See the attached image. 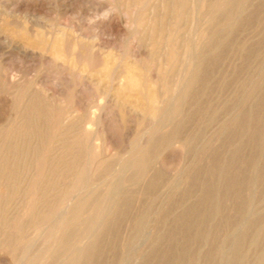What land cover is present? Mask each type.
Returning a JSON list of instances; mask_svg holds the SVG:
<instances>
[{"label":"rangeland","instance_id":"obj_1","mask_svg":"<svg viewBox=\"0 0 264 264\" xmlns=\"http://www.w3.org/2000/svg\"><path fill=\"white\" fill-rule=\"evenodd\" d=\"M34 1L39 3L35 6ZM29 5L32 7L28 8ZM136 9L137 11H135ZM194 12H197L196 15ZM19 16L20 18H18ZM240 19L243 21L247 19V22L239 24L238 21H242ZM8 27H10L9 30ZM12 27H19L20 31H22V27H28L24 30L26 37L10 35ZM39 30L45 38L47 37L48 45L59 42L65 44L70 53H77V55L71 56L74 58V62L70 63L73 66L64 64V59L61 61L48 56V54L51 55L49 49H45L44 55H40L38 43L26 42V38L31 37ZM132 32L135 35H131ZM191 38H193L192 41ZM76 40L82 42V47L76 46L77 48L73 49L71 45ZM195 41L200 42L196 43ZM29 46L32 50H29ZM88 47L91 49L89 50ZM184 50L185 52H183ZM86 52L88 55L94 56L91 63L85 60ZM183 53L184 56H182ZM79 55H81L82 63L78 61ZM66 60L68 61V59ZM96 62L97 64H95ZM103 65L106 68H103ZM134 65L135 68L132 67ZM157 67L159 68L157 69ZM260 67L263 69L260 70ZM0 68V83L3 84V86L1 84L3 89L0 88V124L2 123L0 125V145L3 144L0 146V173L4 172L7 175L10 170L13 171L11 178L4 174L3 180L0 177V194L3 191L0 196V264H73L72 259L76 256L77 264L81 262L83 264H98V259L92 257L91 253L96 246L103 250L102 264H142L146 258H150V261L157 264L166 248V242L162 240V235L172 231L173 218L194 204L198 194L208 183L211 184L215 194L223 191L229 174L223 171L222 165L227 161L234 144L244 139L247 141V128L244 131L246 134L243 133L244 136L239 137L236 130L231 131L232 128H228L230 129L228 130L223 126H226L227 121L243 114V110L251 112L256 105L255 101L261 98L262 92L264 93V0H0ZM130 68H133L132 72L141 81L146 80L141 82V87L138 90L127 86H124L123 90L126 71L131 70ZM105 69L109 75L105 73ZM134 69H138V71ZM204 72L207 73V78L197 86L193 79L196 75ZM259 72H263L262 75L259 76ZM1 73L5 74V77H2L4 75ZM119 73L121 76L123 74L122 79ZM8 76L9 78H7ZM78 77L80 80L76 79ZM12 79L16 86L18 85L17 88H10L7 85ZM73 79L76 81L73 82ZM204 82H206L205 86ZM36 83L37 85H35ZM69 85L71 86L69 87ZM20 86L29 88L25 94L36 91V94L42 99V103H45L43 115L48 117L42 115V118L37 120V133L35 130L32 134L22 136V139L14 141L21 148L19 147L20 151L17 153L10 154L5 153L4 149L7 146L6 143L13 142L10 141L11 138L7 137V134L10 136L7 130L16 115L18 105L16 101L19 98L18 87ZM197 87L199 93L196 92V96H200L194 97L195 95H193L191 99H188V94ZM55 89L57 90L55 91ZM154 90H156L155 93H153ZM251 92L253 93L250 94ZM123 93L125 94L123 95ZM129 94H132L134 100ZM150 94L154 95L155 100L146 103L149 101ZM253 94L257 97H254ZM41 95L44 96V99ZM72 97L74 98L72 99ZM105 98H108L107 103ZM177 98L180 100L179 102ZM196 98L200 99L198 101L201 104H197ZM58 99H60L59 102ZM99 103L105 105L103 108L105 120L89 124L91 136L85 135L82 130L84 119L91 112L98 111ZM157 103L161 104L160 108ZM139 106L142 108L140 109ZM192 107L193 109H191ZM201 108L202 110H200ZM215 108L217 110L214 112ZM262 110L258 117H260L264 129V106H262ZM181 111L183 112L181 113ZM184 111L186 115H184ZM210 118L212 119L210 120ZM157 121L158 123H156ZM153 122L156 124L153 125ZM164 124L167 125L166 128ZM176 124L184 125L181 139L184 144L182 142L180 145L177 142L179 146L174 142L173 146L158 150L155 156L150 159L152 165L135 176L134 170H131L128 164L126 166L125 162L131 158L139 159L146 151L142 148L147 149L152 143L151 140H156L167 127ZM248 124L249 122L246 121V127ZM78 125H81L80 129H78ZM189 134H191L190 137ZM231 134L233 140L227 144L226 139ZM192 135H196L194 136L195 139L197 138L194 140L197 141L196 143L192 140L194 138L191 137ZM76 136H79L80 141L76 139ZM224 137L225 139H223ZM90 138L93 139L90 140ZM64 141H67L68 149L66 147V151L61 148ZM68 144L72 146L69 147ZM81 146L82 149H80ZM187 147L191 149L188 148L189 151H187ZM78 148L80 154L76 156L74 151ZM263 148L264 144L258 150L259 152L257 151L255 161L253 160L245 171V176L249 179L250 200L243 219L238 220L234 226H222L215 231L221 216L225 219L232 216L234 203L232 193L229 206L224 208L223 212H213L212 215L210 213L206 218L203 223L206 233L202 237L196 239L193 234L194 230L188 233L190 244L187 247L188 252L184 256V261H187L185 259H188L189 256H194L197 264L209 263L205 254L214 238L218 245L217 254H215L217 256L212 264H259L264 259V176L261 177L264 161ZM87 149L90 150L91 158V161L88 162L89 156L86 158L85 153ZM30 150L35 151L33 153ZM60 150L62 151L60 152ZM137 153H140V157ZM248 153L249 144L247 145L246 142L243 157L247 158ZM199 157L203 158L202 168L193 185L189 187L184 181V176L186 178L192 172ZM212 160L218 166L213 168ZM193 161L194 163H192ZM37 162L38 164H36ZM67 163L70 165L67 166ZM190 163L191 165H189ZM125 166L126 168H123ZM154 171L160 172L161 179L156 184L157 186L154 185L149 190L148 195L143 194L147 180ZM120 192L130 196L128 212L126 215L116 217L117 221L116 218L112 221L107 217L109 216L108 207L119 202V198L123 194L118 196ZM68 201L71 203L70 213L57 219L56 212ZM48 202H50L49 206ZM50 204L55 205L52 208ZM252 220H258V228L251 233L252 237L258 240L256 244L244 241L241 247V256L238 259H233L234 245L242 238L248 223ZM102 225H106L105 228L108 231L103 229ZM61 234H66V236ZM174 234L177 240L174 244L173 256L176 257L183 247L181 239H183L184 233L178 230ZM89 237L91 238L88 239ZM100 242L101 244H99ZM111 260L112 262H110ZM184 261L182 264H186Z\"/></svg>","mask_w":264,"mask_h":264},{"label":"bare ground","instance_id":"obj_2","mask_svg":"<svg viewBox=\"0 0 264 264\" xmlns=\"http://www.w3.org/2000/svg\"><path fill=\"white\" fill-rule=\"evenodd\" d=\"M122 2V1H121ZM32 3V2H31ZM34 5L36 6L37 5V3H39V2H35L34 1ZM171 3H173V2H171ZM180 3H181V1H180ZM215 3V2H214ZM232 3V2H231ZM178 4V3H177ZM200 4V3H199ZM18 5H19V3H18ZM26 5V4H25ZM61 5V4H60ZM172 5V4H171ZM192 5V4H191ZM211 5V4H210ZM209 5V6H210ZM258 5V4H257ZM107 6V5H106ZM109 6V5H108ZM121 6V5H120ZM178 6V5H177ZM180 6V5H179ZM205 6V5H204ZM28 8H31L32 6H27ZM104 7V6H103ZM145 7V6H144ZM183 7H184V5H183ZM197 7H199V6H197ZM241 7V6H240ZM16 9H18L17 7H15ZM108 8H110V6L108 7ZM112 8V7H111ZM136 8H139V7H136ZM193 8V7H192ZM196 8V7H195ZM210 8H211V6H210ZM20 9V8H19ZM133 9H135V8H133ZM147 9V8H146ZM182 9V8H181ZM197 9H199V8H197ZM196 9V10H197ZM105 10V9H104ZM108 10V9H107ZM112 10H114L113 8H112ZM163 10H164V8H163ZM110 11H111V9H110ZM135 11H137V9L135 10ZM139 11V10H138ZM180 11H182V10H180ZM179 11V12H180ZM195 11V10H194ZM12 12V11H11ZM10 12V13H11ZM140 12V11H139ZM142 13V12H141ZM195 13V12H194ZM197 13V12H196ZM196 13H195V15H196ZM12 14V13H11ZM109 14H111L110 12H109ZM123 14V13H122ZM224 14V13H223ZM15 15V14H14ZM194 15V16H195ZM251 15V14H250ZM108 16V15H107ZM15 17H17V16H15ZM133 17V16H132ZM18 18H20V16L18 17ZM110 18V17H109ZM134 18V17H133ZM252 18H253V15H252ZM132 19V18H131ZM138 19V18H137ZM20 20V19H19ZM125 20H127V19H125ZM124 20V21H125ZM148 20V19H147ZM146 20V21H147ZM159 20V19H158ZM197 20V19H196ZM203 20V19H202ZM240 20H242V21H238L239 22V24L240 23H245V22H247V19H246V21H243V19H240ZM26 21V20H25ZM110 21H112V19L110 18ZM194 21V20H193ZM193 21H192V23H193ZM133 23L135 22V21H132ZM127 23V22H126ZM133 23H131V24H133ZM185 23V22H184ZM196 23V22H195ZM24 24V23H23ZM128 24V23H127ZM108 25V24H107ZM243 25V24H242ZM7 26V25H6ZM15 26V25H14ZM30 26V25H29ZM68 27V26H67ZM137 27V26H136ZM188 27V26H187ZM9 28L10 27H8V30H9ZM14 30H13V29ZM11 28V30H10V35H12V36H16V35H22V36H25L26 35V32L24 31L25 29H27V28H23L22 27V31H20V29H19V27L18 28H14V27H12ZM133 28V27H132ZM33 28L31 27V30H32ZM70 29V28H69ZM134 29V28H133ZM132 29V30H133ZM170 29V28H169ZM199 29V28H198ZM7 30V32H9ZM172 30H175V29H172ZM6 31V30H5ZM34 31H36V30H34ZM61 31V30H60ZM137 31V30H136ZM135 31V32H136ZM143 31V30H142ZM169 31V30H168ZM176 31V30H175ZM211 31V30H210ZM209 31V32H210ZM30 32V31H29ZM39 32V33H38ZM37 33L35 32V34H32L31 35V37H29V38H26L25 40H26V42H36V43H38L39 44V46H38V49H39V54L40 55H44V52H45V49H49L48 51H50V54L51 55H49L48 54V56H52V57H54L55 59H58V60H61L62 61V59H64V64H66L67 66H73V65H71L70 63H73L74 62V58L73 57H71L73 54H75V55H77V53H70L69 52V50L67 49V47L65 46V44H62V43H59V42H55V43H53V44H51V45H48V39H46L45 37H44V35L40 32V30L38 31ZM134 32V31H133ZM132 32V33H133ZM195 32V31H194ZM33 33V32H32ZM41 33V34H40ZM140 33H141V31H140ZM174 33V32H173ZM196 33V32H195ZM208 33V32H207ZM53 34V33H52ZM62 34H63V32H62ZM169 34V33H168ZM71 35V34H70ZM131 35H135L134 33L133 34H131ZM138 35H139V33H138ZM210 35V34H209ZM140 36V35H139ZM138 36V37H139ZM175 36V35H174ZM208 36V35H207ZM213 36V35H212ZM26 37V36H25ZM28 37V36H27ZM76 37V36H75ZM138 37H136V38H138ZM141 37V36H140ZM149 37V36H148ZM193 37V36H192ZM214 37V36H213ZM51 38H52V36H51ZM64 38V37H63ZM71 38V37H70ZM81 38V37H80ZM79 38V39H80ZM174 38V37H173ZM195 38V37H194ZM12 39H13V37H12ZM23 39V38H22ZM55 39H57V38H55ZM75 39V38H74ZM77 39H78V37H77ZM144 39H145V37H144ZM14 40V39H13ZM19 40V39H18ZM24 40V41H25ZM59 40V39H58ZM57 40V41H58ZM68 40H70V39H68ZM170 40H172V39H170ZM193 40V38H191V41ZM20 42V41H19ZM23 42V41H22ZM64 42V41H63ZM72 42V41H71ZM85 42V41H84ZM196 42V41H195ZM198 42H200V41H198ZM198 42H196V43H198ZM81 43L82 42H80V40H76L72 45H71V47L73 48V49H75V47L77 46H81ZM87 43V42H86ZM166 43V42H165ZM176 43V42H175ZM69 44V43H68ZM168 44V43H167ZM203 44V43H202ZM170 45V44H169ZM168 45V46H169ZM200 45V44H199ZM212 45V44H211ZM217 45V44H216ZM84 46V45H83ZM88 46V45H87ZM166 46V45H165ZM214 46V45H213ZM30 47V46H29ZM70 47V46H69ZM76 47V48H77ZM82 47V46H81ZM89 47H91V46H89ZM88 47V48H89ZM170 47H171V45H170ZM172 48V47H171ZM208 48V47H207ZM33 49H35V48H33ZM81 49V48H80ZM91 48H89V50H90ZM216 49V48H215ZM220 51H221V49L220 48H218ZM29 50H32V48L30 47V49ZM84 51H85V48L83 49ZM47 51V50H46ZM81 51V50H80ZM142 51V50H141ZM178 51V50H177ZM176 51V52H177ZM191 51V50H190ZM189 51V52H190ZM210 51H211V49H210ZM216 51V50H215ZM90 52V51H89ZM137 52H138V50H137ZM153 52V51H152ZM175 52V53H176ZM183 52H185V50L183 51ZM196 52H198V51H196ZM218 52V51H217ZM70 53V54H69ZM211 53H212V51H211ZM28 54V53H27ZM47 54V53H46ZM81 54V53H80ZM86 54H87V52H86ZM92 54V53H91ZM140 54V53H139ZM143 54H144V52H143ZM182 54V53H181ZM216 54V53H215ZM96 55V54H95ZM98 55V54H97ZM177 55H179V54H177ZM185 54L183 53V55L182 56H184ZM191 55V54H190ZM194 55V54H193ZM193 55H191V56H193ZM200 55V54H199ZM135 56V55H134ZM142 56V55H141ZM168 56V55H167ZM180 57L181 58V60H182V58L183 57ZM43 57V56H42ZM45 57H46V55H45ZM189 57V56H188ZM75 58H77V57H75ZM84 58V57H83ZM94 58V56L92 57L91 55H86V58H85V60L88 62V63H91L92 62V59ZM139 58V57H138ZM163 58V57H162ZM176 58V57H175ZM66 59H68V61L66 60ZM78 61H81V55H79L78 56ZM99 59V58H98ZM97 59V60H98ZM186 59H189V58H186ZM193 59H194V57H193ZM201 59V58H200ZM84 60V61H85ZM95 60V59H94ZM106 60V59H105ZM137 60V59H136ZM163 60V59H162ZM164 60H165V57H164ZM180 60V61H181ZM70 61V62H69ZM71 61H73V62H71ZM112 61V60H111ZM114 61V60H113ZM127 61V60H126ZM174 61V60H173ZM184 61H186V60H184ZM195 61V60H194ZM77 62V61H76ZM103 62V61H102ZM125 62V61H124ZM78 63V62H77ZM81 63H82V61H81ZM80 63V64H81ZM87 63V64H88ZM94 63V62H93ZM100 63V62H99ZM151 63H152V61H151ZM59 64V63H58ZM80 64H78V65H80ZM95 64H97V62L95 63ZM104 64V63H103ZM107 64V63H106ZM131 64H133V63H131ZM130 64V65H131ZM135 64V63H134ZM142 64V63H141ZM184 64V63H183ZM61 65V64H60ZM83 65V64H82ZM105 65V64H104ZM103 65V66H104ZM136 65V64H135ZM135 65L134 66H132V67H134L135 68ZM166 65V64H165ZM164 65V66H165ZM85 66V65H84ZM117 66V65H116ZM142 66H143V64H142ZM159 66V65H158ZM163 66V65H162ZM169 66H171V65H169ZM185 66V65H184ZM193 66H194V63H193ZM210 66V65H209ZM2 67V66H1ZM86 67V66H85ZM92 67H93V65H92ZM100 67V66H99ZM119 67V66H118ZM117 67V68H118ZM122 67H124V66H122ZM181 67V66H180ZM58 68V67H57ZM63 68V67H62ZM74 68H75V65H74ZM90 68H91V66H90ZM103 68H106V66H104ZM121 68V67H120ZM128 68V67H127ZM137 68V67H136ZM145 68V67H144ZM159 67H157V69H158ZM261 68V67H260ZM259 68V69H260ZM1 69V68H0ZM3 69V68H2ZM61 69V68H60ZM71 69V68H70ZM81 69V68H80ZM98 69V68H97ZM122 69V68H121ZM124 69H126V68H124ZM131 69V68H130ZM133 69V68H132ZM132 69L131 70H128V71H126V75H125V81H124V83H123V90H124V86H127V87H129V88H132V89H140V87H141V82L143 81V80H145V79H143L142 81L140 80V78L137 76V75H135L133 72H132ZM139 69V68H138ZM138 69L137 70H135V71H138ZM141 69V68H140ZM151 69V68H150ZM263 68H261L260 70H262ZM62 70V69H61ZM89 70V69H88ZM100 70H102V69H100ZM99 70V71H100ZM127 70V69H126ZM163 70V69H162ZM192 70V69H191ZM200 70H201V68H200ZM210 70H211V68H210ZM63 71V70H62ZM72 71V70H71ZM79 71V70H78ZM81 71V70H80ZM90 71V70H89ZM93 71V70H92ZM103 72H104V70H102ZM121 71V70H120ZM119 71V72H120ZM2 73H3V71H1ZM76 72V71H75ZM74 72V73H75ZM142 72H143V70H142ZM161 72V71H160ZM192 72V71H191ZM202 72H203V70H202ZM206 72V71H205ZM205 72L203 73V74H200V75H196L195 77H194V79H193V82L194 83H196L197 84V86H198V84H201V83H203V81H205V78H207V73L205 74ZM1 73V75H4V76H2V77H5V74H2ZM6 73V72H5ZM73 73V74H74ZM92 73V72H91ZM105 73H106V69H105ZM125 73V72H124ZM139 73V72H138ZM162 73V72H161ZM167 73V72H166ZM263 73V72H262ZM262 73H260L259 72V76H260V74L262 75ZM13 74V73H12ZM66 74V73H65ZM73 74H72V76H73ZM87 74V73H86ZM102 74V73H101ZM107 75H109L108 73H106ZM178 74H180L179 72H178ZM7 75V74H6ZM13 75H15V74H13ZM12 75V76H13ZM75 75V77H76V73L74 74ZM83 75V74H82ZM104 75V74H103ZM119 75H120V73H119ZM147 75V74H146ZM181 75V74H180ZM11 76V78H13ZM89 76V75H88ZM122 76H123V74H122ZM121 75H120V77H121V79L123 78ZM141 76V75H140ZM150 76V75H149ZM159 76V75H158ZM165 76V75H164ZM119 77V78H120ZM7 78H9V76L7 77ZM6 78V79H7ZM118 78V79H119ZM144 78V77H143ZM177 78V77H176ZM1 79V78H0ZM3 79V78H2ZM77 80H80L79 79V77L78 78H76ZM187 79V78H186ZM188 79H189V77H188ZM4 80H5V78H4ZM10 80V79H9ZM74 80L75 79H73V82H74ZM6 81V80H5ZM4 81V82H5ZM76 81V80H75ZM146 81V80H145ZM144 81V82H145ZM157 81V80H156ZM256 81H258V80H256ZM260 81H262L261 79H260ZM1 82V81H0ZM7 82V81H6ZM122 82H123V80H122ZM162 82H163V80H162ZM165 82V81H164ZM176 82V81H175ZM59 83V82H58ZM71 83V82H70ZM80 83V82H79ZM87 83V82H86ZM117 83H119V82H117ZM223 83H224V81H223ZM254 83H256V82H254ZM1 84L2 83H0V88H2L1 87ZM18 84V83H17ZM40 84V83H39ZM72 84V83H71ZM165 84V83H164ZM205 84H206V82H204V86H205ZM253 84V83H252ZM257 84H258V82H257ZM260 84H261V82H260ZM7 85H9V87L10 88H17V86H16V83H15V81H14V79H12L11 80V82L9 81V83L7 84ZM35 85H37V83L35 84ZM77 85V84H76ZM180 85V84H179ZM228 85V84H227ZM240 85V84H239ZM245 85V84H244ZM2 86H3V84H2ZM71 85H69V87H70ZM75 86V85H74ZM121 86V85H120ZM144 86V85H143ZM153 86V85H152ZM176 86H178L177 84H176ZM208 86V85H207ZM211 86V85H210ZM259 86V85H258ZM41 87V86H40ZM194 87V86H193ZM250 87V86H249ZM19 89H18V92H19V98L17 99V109H16V115L13 117L14 118V120H13V123L11 124V126H9V129L7 130V131H9V135L10 136H8V134H7V137H9V138H11V142L12 143H6V147H5V149H4V152L5 153H10V154H12V153H17L18 151H20V149H19V147H20V145L19 144H16V143H14V141L16 142V140L18 141V140H20V139H22L23 137L22 136H28V135H30V134H32L35 130H36V126H37V120L38 119H40V118H42V115H43V112H44V108H43V105H45V103L43 104L42 103V99L36 94V91L34 92H32V93H27V94H25L26 92H27V90L29 89H26L27 88V86L26 87H18ZM33 89H34V86L32 87ZM49 89H50V87H48ZM47 88V89H48ZM60 88V87H59ZM74 88H76V87H74ZM143 88V87H142ZM171 88H173V87H171ZM176 88V87H175ZM178 88H180V87H178ZM251 88V87H250ZM3 89V88H2ZM5 89V88H4ZM7 89V88H6ZM37 89V88H36ZM41 89V88H40ZM52 89H53V87H52ZM58 89V88H57ZM57 89H55V91L57 90ZM61 89H63V88H61ZM145 89V88H144ZM174 89V88H173ZM172 89V90H173ZM183 89V88H182ZM192 89V88H191ZM194 89V88H193ZM191 90V92L188 94V99L190 98L191 99V97H193V95H195L194 97H197L196 96V92H198L199 93V90H198V87L197 88H195L194 90ZM1 90V89H0ZM46 90V89H45ZM122 90V89H121ZM157 90V89H156ZM156 90H154V92L153 93H155V91ZM172 90H170V91H172ZM244 90V89H243ZM258 90V89H257ZM256 90V91H257ZM16 91V90H15ZM32 91V90H31ZM70 91V90H69ZM105 91V90H104ZM158 91V90H157ZM248 91V90H247ZM259 91V90H258ZM260 91H262V90H260ZM14 92V91H13ZM39 92V91H38ZM58 92V91H57ZM61 93L63 92V91H60ZM108 92V91H107ZM177 92V91H176ZM201 92V91H200ZM209 92V91H208ZM253 92H254V90H253ZM253 92H251L250 94H252ZM146 93V92H145ZM206 93H207V91H206ZM211 93V92H210ZM243 93V92H242ZM259 93H261V92H259ZM258 93V94H259ZM263 93V92H262ZM260 94V96H261V98L259 99V100H257V101H255L256 102V105H255V107L253 108V110L251 111V112H244V110H243V114H240L241 113V111H240V115L239 116H237L236 118H232L230 121H227L228 123H226L225 125L226 126H223V128L225 127H227V129L228 128H232L231 129V131L232 130H236V132L237 133H239V137L240 136H244V134L243 133H245L244 131L246 130V128H247V131L246 132H248V137H247V141L244 139V140H241V141H239V142H237L236 144H234V146H233V149H232V151H231V153L229 154V157H228V159H227V161L222 165V167H223V171H225V173H228L229 175L227 176V178H226V181H225V184H224V189H223V191L221 192V193H218V194H215L214 193V189L212 190V186H211V184L210 183H208L207 185H205V187L202 189V192L200 193V194H198V198L196 199V202L194 203V204H192V205H190V207H187V209L186 210H184V211H182L181 213H179V214H177L174 218H173V224H172V231L171 232H169V233H164L163 235H162V240L164 241V242H166V248H165V251H164V253L160 256V258H159V260H158V262H157V264H182L183 263V261H184V256L186 255V253L188 252L187 250V247L189 246V240H188V233L189 232H191L192 230H194L195 232L193 233L194 234V236H195V238L196 239H199L200 237H202L203 235H204V233H206L205 232V229H204V226H203V223H204V221L206 220V218L207 217H209V214L211 213V215H212V213L213 212H221L224 208H226L227 206H229V200H230V197L232 196V193H233V200H234V203H233V207H232V216L230 217V218H227V219H225V218H223L222 216L219 218V220H218V224H217V226H216V228H215V231H217L219 228H221L222 226H227V227H231V226H234L235 225V223L238 221V220H242L243 219V216H245L244 214H245V211L248 209V207H249V200H250V192H249V179L245 176V171H246V169L250 166V164L253 162V160H254V158H255V156H256V153H257V151L263 146V144H264V129H263V127H262V124H261V120H260V117H258L259 116V114L263 111L262 110V106H264V96H263V94ZM53 94V93H52ZM55 94V93H54ZM65 94V93H64ZM119 94V93H118ZM122 94V93H121ZM125 93H123V95H124ZM137 94H139V93H137ZM148 94V93H147ZM161 94H162V92H161ZM244 94H245V92H244ZM255 94V93H254ZM253 94V96L255 97H257V95H254ZM15 95V94H14ZM50 95V94H49ZM69 95V94H68ZM130 96L132 95V94H129ZM134 95V94H133ZM140 95V94H139ZM54 96H56V95H54ZM136 96V95H135ZM148 96V95H147ZM157 96V95H156ZM162 96H163V94H162ZM172 96V95H171ZM200 96V95H199ZM198 96V97H199ZM242 96H244V95H242ZM241 96V97H242ZM250 96V95H249ZM252 96V95H251ZM41 97H43V99H44V96H42L41 95ZM60 97V96H59ZM124 97V96H123ZM176 97V96H175ZM254 97H253V100H254ZM13 98V97H12ZM46 98V97H45ZM52 97L50 96V99H51ZM74 97H72V99H73ZM81 98V97H80ZM119 98V97H118ZM122 98V97H121ZM128 98V97H127ZM130 98V97H129ZM131 98H132V96H131ZM131 98H130V100H131ZM134 98V97H133ZM132 98V100H134ZM136 98V97H135ZM142 98H144V97H142ZM146 98V97H145ZM158 98V97H157ZM164 98V97H163ZM13 99H15V97L13 98ZM61 99V98H60ZM60 99H58V102H59V100ZM185 99H186V97H185ZM195 99V98H194ZM197 99V98H196ZM216 99V98H215ZM248 99V98H247ZM258 99V98H257ZM76 100V99H75ZM107 100H108V98H105V101H106V103H107ZM117 100H119V99H117ZM122 100V99H121ZM127 100V99H126ZM146 100H147V98H146ZM149 101H145L146 103H149L150 101L151 102H153L154 100H155V98H154V95L153 94H150L149 95V99H148ZM164 100V99H163ZM193 100V99H192ZM198 100H200V99H197V101ZM249 100H251V99H249ZM71 101H73V100H71ZM122 101H124V100H122ZM141 101V100H140ZM140 101H139V104H140ZM177 101L179 102L180 100L177 98ZM182 101H184L185 102V100H182ZM224 101V100H223ZM51 102V101H50ZM61 102H63V101H61ZM76 102V101H75ZM109 102V101H108ZM118 103H119V101H117ZM116 102V103H117ZM144 102V103H145ZM164 102V101H163ZM170 102V101H169ZM176 102V101H175ZM177 102V103H178ZM184 102H183V105H184ZM188 102V101H187ZM187 102H185V103H187ZM254 102V103H255ZM54 103V102H53ZM105 103V102H104ZM121 103H123V102H121ZM166 103V102H165ZM171 103V102H170ZM189 103V102H188ZM194 103H197V102H194ZM213 103V102H212ZM246 103H248V102H246ZM47 104H50V103H47ZM120 104V103H119ZM142 104V103H141ZM151 104H154V103H151ZM155 104H156V102H155ZM164 104V103H163ZM197 104H201V102H199L198 101V103ZM121 105V104H120ZM129 105V104H128ZM131 105V104H130ZM146 105V104H145ZM145 105H143V106H145ZM157 105H158V103H157ZM181 105H182V103H181ZM182 105V106H183ZM48 106V105H47ZM79 106V105H78ZM104 104H102V103H99V105L97 106V112H91V114H89L85 119H84V122H83V132H84V134L86 135H90V130H89V124L91 125V124H96V123H98V122H100V121H103V119L105 120V114H104V112H103V108H104ZM109 106V105H108ZM107 106V107H108ZM136 106V105H135ZM159 106H161V104L160 105H158V108H160ZM185 106V105H184ZM191 106H192V102H191ZM200 107H201V105H199ZM45 107V106H44ZM52 107V106H51ZM126 107V106H125ZM138 107V106H137ZM136 107V108H137ZM140 107V106H139ZM174 107H175V105H174ZM195 107V106H194ZM240 107H242L241 106V104H240ZM244 107V106H243ZM45 108H47V107H45ZM109 108V107H108ZM142 107H140V109H141ZM164 108V107H163ZM162 108V109H163ZM184 108V107H183ZM182 108V109H183ZM208 108V107H207ZM209 108H211V107H209ZM145 109H146V107H145ZM151 110L153 109V108H150ZM191 109H193V107L191 108ZM196 109V108H195ZM198 109H199V107H198ZM56 110V109H55ZM147 110V109H146ZM154 111H155V109H153ZM200 110H202V108L200 109ZM206 110V109H205ZM217 109L215 108V110H214V112L216 111ZM220 110H222V109H220ZM262 110V111H261ZM47 111V110H46ZM144 111V110H143ZM190 111V110H189ZM261 111V112H260ZM14 112V111H13ZM49 112V111H48ZM151 112V111H150ZM183 111H181V113H182ZM185 112V111H184ZM194 112V111H193ZM202 112V111H201ZM64 113V112H63ZM141 113H143V112H141ZM145 113V112H144ZM153 113V112H152ZM157 113V112H156ZM173 113V112H172ZM188 113H190V112H188ZM200 113V112H199ZM12 114V113H11ZM14 114V113H13ZM45 114V113H44ZM52 114V113H51ZM56 114V113H55ZM107 114V113H106ZM139 114V113H138ZM158 114V113H157ZM192 114V113H191ZM190 114V115H191ZM197 114V113H196ZM238 114V113H237ZM53 115V114H52ZM81 115V114H80ZM141 115V114H140ZM148 115V114H147ZM184 115H186V112L184 113ZM201 115V114H200ZM206 115V114H205ZM213 115V114H212ZM216 114H214L213 116H215ZM44 116V115H43ZM46 116V115H45ZM44 116V117H45ZM192 116V115H191ZM210 116V115H209ZM4 117V116H3ZM6 117H8V116H6ZM46 117H48V116H46ZM74 117H76V116H74ZM84 117V116H83ZM140 117V116H139ZM142 117V116H141ZM145 117H147V116H145ZM152 117V116H151ZM156 117V116H155ZM167 117V116H166ZM176 117V116H175ZM182 117H183V115H182ZM234 117V116H233ZM178 118V117H177ZM207 118V117H206ZM231 118V117H230ZM12 119V118H11ZM55 119V118H54ZM61 119V118H60ZM62 119L64 120V117H62ZM146 119V118H145ZM180 119H181V117H180ZM212 118H210V120H211ZM215 119V118H214ZM68 120V119H67ZM107 120V119H106ZM157 120H159V119H157ZM209 120V121H210ZM50 121V120H49ZM66 121V120H65ZM148 121H150V120H148ZM161 121V120H160ZM213 121V120H212ZM246 121H248L249 122V124H248V126L246 127ZM38 122H40V121H38ZM68 122V121H67ZM75 122V121H74ZM152 122V121H151ZM41 123V122H40ZM82 123V122H81ZM156 123H158V121L156 122ZM156 123H154L153 122V125L154 124H156ZM2 124V123H1ZM0 124V125H1ZM60 124V123H59ZM148 124V123H147ZM163 124V123H162ZM180 124V123H179ZM179 124H176V125H170L171 127H167V129H165V131L156 139V140H151L152 141V143L150 144V146L147 148V149H145V148H142V149H144V150H146L143 154H142V152H141V154H142V156L140 157V153H137V155L139 154V159H137V160H134V158H131V159H133V160H128V161H126L125 162V165L126 164H128L129 166H130V169L132 170H134V175L136 176V175H138L139 174V172H141V171H144V170H147V167H150L151 165H152V163H150V162H152L150 159L153 157V156H155V154H156V152L158 151V150H160V149H163V148H167V147H171V146H173V144H174V142H176V144H178V143H180V145H181V143L183 142L181 139H182V129H184L183 128V126L184 125H179ZM194 124V123H193ZM224 124V123H223ZM7 125V124H6ZM39 125V124H38ZM74 125V124H73ZM148 125H150V124H148ZM152 125V124H151ZM72 126V125H71ZM76 126V125H75ZM81 127V125H78V127ZM164 126H165V124H164ZM167 126V125H166ZM166 126H165V128H166ZM222 126V125H221ZM40 127V126H39ZM80 127L78 128V129H80ZM161 128H163V127H161ZM223 128H221V129H223ZM159 129V128H158ZM164 129V128H163ZM147 130V129H146ZM148 130H150V128L148 127ZM159 130H161V129H159ZM228 130H230V129H228ZM157 131V130H156ZM3 132H4V130H3ZM92 133H94V131H91ZM145 132V131H144ZM148 132V131H147ZM147 132H146V134H147ZM155 132V131H154ZM227 132V131H226ZM36 133H37V130H36ZM73 133H75V132H73ZM157 133V132H156ZM228 134H229V132H227ZM40 134V133H39ZM157 134H159V133H157ZM227 134V135H228ZM246 134V133H245ZM55 135V134H54ZM70 135V134H69ZM74 135H76V134H74ZM73 135V136H74ZM79 135H82V134H80L79 133ZM145 135V134H144ZM154 135V134H153ZM190 135L191 134H189V137H190ZM227 135H226V137H227ZM230 135V134H229ZM48 136V135H47ZM66 136V135H65ZM91 136V135H90ZM95 136V135H94ZM93 136V137H94ZM146 136V135H145ZM158 136V135H157ZM156 136V137H157ZM194 136H196V135H194ZM193 135L191 136V137H194ZM246 136V135H245ZM22 137V138H21ZM40 137V136H39ZM109 137H111V136H109ZM184 137V136H183ZM188 137V136H187ZM29 138V137H28ZM150 138H151V136H150ZM39 139V138H38ZM59 139V138H58ZM76 139H80L79 138V136H76ZM75 139V140H76ZM91 139H93V138H90V140ZM151 139H153V138H151ZM197 139V138H196ZM195 139V137L192 139L193 141L194 140H196ZM223 139H225V137L223 138ZM3 140H4V138H3ZM7 140H8V138H7ZM6 140V141H7ZM62 140V139H61ZM64 140H65V138H64ZM77 140V141H78ZM82 140H83V137H82ZM175 140V141H174ZM232 140H233V137H232V134H231V136L230 137H228L227 139H226V143L227 144H229V143H231L232 142ZM6 141H4V142H6ZM9 141V140H8ZM27 141V140H26ZM69 141V140H68ZM80 141V140H79ZM210 141V140H209ZM20 142V141H19ZM53 142H54V138H53ZM57 142V141H56ZM70 142V141H69ZM178 142V143H177ZM190 142V141H189ZM195 142V141H194ZM197 142V141H196ZM195 142V143H196ZM225 142V141H224ZM246 142H247V145L249 144V153H248V156H247V158H244L243 157V154H244V150L246 149ZM18 143V142H17ZM72 143V142H71ZM94 143V142H93ZM140 143V142H139ZM70 144V143H69ZM68 144V145H69ZM142 144H143V142H142ZM183 144H184V142H183ZM182 144V145H183ZM192 144V143H191ZM3 145V144H2ZM2 145H0V146H2ZM179 145V144H178ZM179 145V146H180ZM42 146V145H41ZM40 146V147H41ZM44 146V145H43ZM70 146H72V145H69V147ZM78 146V145H77ZM77 146H76V148H77ZM192 146V145H191ZM53 147H55V146H53ZM66 147H67V141H64L63 143H62V145H61V148L64 150V151H66L65 149H66ZM79 147V146H78ZM85 147V146H84ZM88 147H90V146H88ZM142 147H145V146H142ZM1 148V147H0ZM21 148V147H20ZM25 148V147H24ZM72 148V147H71ZM180 148V147H179ZM191 149L190 147H187V149ZM32 149H34V148H32ZM51 149V148H50ZM67 149H68V147H67ZM80 149H82V146H81V148ZM189 149L187 150V151H189ZM195 149V148H194ZM203 149V148H202ZM264 149V148H263ZM262 149V150H263ZM25 150H27V149H25ZM54 150V149H53ZM56 150H59V149H56ZM70 150V149H69ZM76 150V149H75ZM85 150V149H84ZM138 150V149H137ZM229 150V149H228ZM2 151V150H1ZM28 151V150H27ZM31 151V150H30ZM29 151V152H30ZM33 151V150H32ZM31 151V152H32ZM35 151V150H34ZM34 151H33V153H34ZM38 151H40V150H38ZM37 151V152H38ZM62 150H60V152H61ZM64 151H63V153H64ZM72 151V150H71ZM90 150L89 149H87L86 150V158L90 155V152H89ZM48 152V151H47ZM139 152H140V149H139ZM200 152V151H199ZM259 152V151H258ZM46 153V152H45ZM44 153V154H45ZM197 153V152H196ZM201 153V152H200ZM1 154V153H0ZM40 154H41V152H40ZM62 154V153H61ZM68 154V153H67ZM66 154V155H67ZM79 154H80V152H79V148L76 150V151H74V155H76V156H79ZM82 154V153H81ZM161 154V153H160ZM4 155V154H3ZM25 155H26V153H25ZM72 155V154H71ZM136 155V154H135ZM204 155H205V152H204ZM10 156V155H9ZM12 156V155H11ZM14 156V155H13ZM73 156V155H72ZM71 156V157H72ZM81 156V155H80ZM85 156V155H84ZM202 156V155H201ZM28 157V156H27ZM176 157V156H175ZM61 158V157H60ZM76 158V157H75ZM77 159V158H76ZM135 159H136V157H135ZM154 159V158H153ZM157 159V158H156ZM169 159V158H168ZM257 159H258V157H257ZM80 160V159H79ZM68 161H70V160H68ZM67 161V162H68ZM73 161V160H72ZM82 161V160H81ZM88 161H91V158H90V156L87 158V162ZM255 161V160H254ZM43 162V161H42ZM75 162V161H74ZM120 162V161H119ZM161 162V161H160ZM195 162H196V160H195ZM202 162H203V158L202 157H199V159H198V161L194 164V169H192V172L188 175V176H186V178H185V176H184V181H185V183L187 184V185H189V187L190 186H192L193 185V183L195 182V180H196V177H197V175L200 173V171H201V168H202ZM41 163V162H40ZM162 163V162H161ZM192 163H194V161L192 162ZM6 164V163H5ZM15 164V163H14ZM36 164H38V162L36 163ZM60 164V163H59ZM64 164H65V162H64ZM63 164V165H64ZM86 164V163H85ZM89 164H90V162H89ZM212 167L214 168V167H216V166H218V164L216 163V162H214V160H212ZM210 164V165H211ZM221 164V163H220ZM68 165H70V164H68L67 163V166ZM72 165V164H71ZM74 165V164H73ZM120 165V164H119ZM189 165H191V163L189 164ZM193 165V164H192ZM255 165H257V164H255ZM37 166V165H36ZM127 166V165H126ZM126 166L125 167H123V168H126ZM38 167V166H37ZM36 167V169H37V171H38V168ZM70 168H71V166H69ZM68 167V168H69ZM157 167V166H156ZM254 167H256V166H254ZM129 168V167H128ZM191 168V167H190ZM66 169V168H65ZM64 169V170H65ZM149 169H151V168H149ZM183 169H185V168H183ZM68 170H70V169H68ZM74 170V169H73ZM124 170V169H123ZM156 170V169H155ZM250 170V169H249ZM3 171V170H2ZM125 171V170H124ZM165 171V170H164ZM190 171V170H189ZM216 171V170H215ZM218 171H220V170H218ZM222 171V170H221ZM204 172L206 173V171H205V169H204ZM189 173V172H188ZM260 173V172H259ZM3 174H4V172H3ZM3 174L2 173H0V177H2L3 176ZM152 174V173H151ZM13 175V171H9L8 172V174L6 175V174H4V176H8V177H10L11 178V176ZM129 175V174H128ZM16 176H18V175H16ZM68 176V175H67ZM113 176V175H112ZM219 176V175H218ZM222 176V175H221ZM250 176V175H249ZM264 176V161H263V164H262V173H261V177H263ZM49 177V176H48ZM52 177V176H51ZM58 177V176H57ZM64 177V176H63ZM119 177V176H118ZM225 177V176H224ZM15 179V178H14ZM18 179H19V177H18ZM144 179V178H143ZM160 179H161V175H160V172H158V171H154L153 172V174L149 177V179L147 180V186H146V188L143 190V194H149V190L154 186V185H156V184H158V182L160 181ZM2 180H3V177H2ZM16 180V179H15ZM118 180V179H117ZM131 180V179H130ZM57 181V180H56ZM67 181V180H66ZM88 181H89V179H88ZM137 181V180H136ZM139 181V180H138ZM143 181V180H142ZM48 182V181H47ZM62 182V181H61ZM133 182V181H132ZM135 182V181H134ZM2 183V182H1ZM16 184V183H15ZM65 184V183H64ZM111 184V183H110ZM115 184V183H114ZM114 184H112L113 186H116V185H114ZM68 185V184H67ZM160 185V184H159ZM157 186V185H156ZM15 187V186H14ZM117 187V186H116ZM63 188H64V185H63ZM252 188V187H251ZM116 189V188H115ZM190 189V188H189ZM11 190H13V189H11ZM80 190V189H79ZM82 190V189H81ZM118 190V189H117ZM9 191V190H8ZM114 191H116V190H114ZM120 191V190H119ZM119 191H117V192H119ZM189 191V190H188ZM90 192V191H89ZM113 192V191H112ZM189 192H191V191H189ZM3 193V191L1 192V194ZM6 193H8V192H6ZM105 193V192H104ZM121 193H123L122 194V196L119 198V202L118 203H116V204H113L111 207H108L109 208V210H108V215L109 216H107L109 219H112V221H113V219H115L116 217H118V216H123V215H126L127 214V212H128V207H129V198H130V196H129V194H127V193H124V192H120L119 193V195L118 196H120L121 195ZM1 194H0V196H1ZM118 194V193H117ZM112 195V194H111ZM75 196H77V195H75ZM107 196V195H106ZM109 196V195H108ZM92 197V196H91ZM110 197V196H109ZM9 198V197H8ZM29 198V197H28ZM55 198V197H54ZM111 198V197H110ZM115 198H116V196H115ZM171 198V197H170ZM52 199V198H51ZM50 199V200H51ZM101 199V198H100ZM107 199V198H106ZM109 199V198H108ZM70 200V199H69ZM72 200V199H71ZM84 200V199H83ZM110 200V199H109ZM116 200V199H115ZM42 201V200H41ZM117 201H118V199H117ZM116 201V202H117ZM23 202V201H22ZM38 202V201H37ZM43 202H44V200H43ZM114 202V201H113ZM26 203V202H25ZM49 203L50 202H48V206H49ZM109 203V202H108ZM51 204H52V202H51ZM50 204V206L53 208V205H55V204H53V205H51ZM70 202L68 201L67 203H65V205L58 211V212H56V218L58 219V218H60V217H62V216H64V215H67V214H69L70 213V210H69V207H70ZM95 204V203H94ZM170 204V203H169ZM87 205V204H86ZM103 205V204H102ZM78 206V205H77ZM100 206V205H99ZM85 207V206H84ZM72 208V207H71ZM148 208V207H147ZM229 208V207H228ZM42 209V208H41ZM167 209V208H166ZM34 210V209H33ZM99 210H101V209H99ZM225 210V209H224ZM40 211V210H39ZM51 211V210H50ZM49 211V212H50ZM153 211V210H152ZM45 212V211H44ZM97 212H98V210H97ZM223 212V211H222ZM106 212H104V214H105ZM106 213V214H107ZM73 215V214H72ZM81 215H82V213H81ZM159 216V215H158ZM157 216V217H158ZM162 216V215H161ZM65 217V216H64ZM83 217V216H82ZM103 217H104V215H103ZM94 218V217H93ZM105 218V217H104ZM104 218H103V221H104ZM107 218V220L109 221V219ZM212 218H213V216H212ZM62 219V218H61ZM60 219V220H61ZM90 219V218H89ZM97 219V218H96ZM101 219V218H100ZM253 219V218H252ZM54 220V219H53ZM56 220V219H55ZM54 220V221H55ZM88 220V219H87ZM93 220V219H92ZM107 220H106V222H107ZM137 220V219H136ZM139 220V219H138ZM89 221V220H88ZM111 221V220H110ZM116 221H117V218H116ZM101 222V221H100ZM105 222V224H107ZM115 222V221H114ZM138 222H140V221H138ZM60 223V222H59ZM63 223V222H62ZM68 223H70V222H68ZM103 223V222H102ZM137 223V222H136ZM166 223V222H165ZM258 220H252V221H250L249 223H248V225H247V228L245 229V232H244V234L242 235V238H240L238 241H237V243H235V245H234V247H235V249H234V251H233V254H232V257H233V259H238L240 256H241V247H242V244H243V242L244 241H247V242H249V244H256V242H257V240L258 239H254L253 237H252V231H254V230H256L257 228H258ZM3 224V223H2ZM61 225V224H60ZM67 225H69V224H67ZM80 225V224H79ZM97 225V224H96ZM111 225V224H110ZM156 225V224H155ZM103 226V225H102ZM106 226V225H105ZM105 226H103L102 228L103 229H106V231H108L107 230V228H105ZM153 226V225H152ZM55 227V226H54ZM53 227V228H54ZM71 227V226H70ZM99 227V226H98ZM12 228V227H11ZM48 228V227H47ZM59 228H60V226H59ZM67 228V227H66ZM94 228H95V226H94ZM110 228V227H109ZM108 228V229H109ZM73 229V228H72ZM136 229H137V227H136ZM68 230V229H67ZM178 230H180V231H182V233H184L183 235H182V237H183V239H181V240H183L182 242H183V247L181 248V250L179 251V253L177 254V256L176 257H174L173 256V249H174V244L176 243V240H177V238H176V235L174 234V232L175 231H178ZM54 231V230H53ZM263 231H264V229H263ZM68 232V231H67ZM101 232V231H100ZM166 232V231H165ZM54 233V232H53ZM71 233V232H70ZM102 233V232H101ZM262 233V232H261ZM4 234V233H3ZM4 235H7L6 233L4 234ZM53 235V234H52ZM52 235H51V237H52ZM62 235V234H61ZM64 235V234H63ZM62 235V236H63ZM66 236V234L64 235V237ZM74 236V235H73ZM91 236V235H90ZM6 237V236H5ZM63 237V238H64ZM68 237H70V236H68ZM84 237V236H83ZM93 237V236H92ZM96 237L98 238V235H96ZM181 237V236H180ZM206 237V236H205ZM259 237H260V235H259ZM2 238V237H1ZM56 238V237H55ZM63 238H60V239H63ZM91 237H89L88 239H90ZM96 238V239H97ZM101 238V237H100ZM100 238H99V240H100ZM257 238V237H256ZM10 239V238H9ZM180 239V238H179ZM3 240V239H2ZM64 240V239H63ZM70 240V239H69ZM60 241V240H59ZM65 241V240H64ZM68 241V240H67ZM72 241V240H71ZM81 241V240H80ZM91 241V240H90ZM181 242V241H180ZM259 242V241H258ZM91 243V242H90ZM103 243V242H102ZM157 243V242H156ZM234 243V242H233ZM4 244H6V243H4ZM99 244H101V242L99 243ZM192 244H194V243H192ZM192 244H191V246H192ZM8 245V244H7ZM70 245V244H69ZM178 245V244H177ZM217 242H216V239L214 238L213 239V241L211 242V245H210V248H209V250L206 252V254H205V256H206V259L209 261V263H207V264H212L213 262H214V259L216 258L215 256H217V255H215V254H217L216 253V250H217ZM221 245V244H220ZM245 245V244H244ZM224 246V245H223ZM233 246V245H232ZM251 246V245H250ZM95 247V246H94ZM252 247V246H251ZM66 248V247H65ZM98 248V249H97ZM75 249V248H74ZM224 249V248H223ZM232 250V249H231ZM102 248L101 247H99V246H96V248H95V250H94V248H93V250H92V257H94V258H96V259H98V261L97 262H99L98 264H102V262H101V257L103 256V255H101L102 254ZM86 253V252H85ZM160 253V252H159ZM246 253V252H245ZM53 255V254H52ZM84 255V254H83ZM90 255V254H89ZM201 255V254H200ZM219 255V254H218ZM124 256V255H123ZM39 257V256H38ZM88 257V256H87ZM174 257V258H173ZM198 257V256H197ZM76 258H77V256H76ZM76 258H74V259H72V263L73 264H77L76 262H77V259ZM84 258V257H83ZM143 258V257H142ZM187 258V257H186ZM244 258V257H243ZM245 259V258H244ZM28 260V259H27ZM37 260V259H36ZM185 260H187V261H184V262H186V264H197V262L195 261V259H194V256H189V258L188 259H185ZM243 260V259H242ZM259 260V259H258ZM142 261V260H141ZM89 262V261H88ZM110 262H112V260L110 261ZM114 262V261H113ZM257 262V261H256ZM68 264V263H67ZM78 264H83L82 262L81 263H78ZM94 264V263H93ZM111 264H113V263H111ZM142 264H154L152 261H150V258H146V259H144L143 260V263ZM240 264V263H239ZM242 264V263H241ZM259 264H264V259H262V261L259 263Z\"/></svg>","mask_w":264,"mask_h":264}]
</instances>
